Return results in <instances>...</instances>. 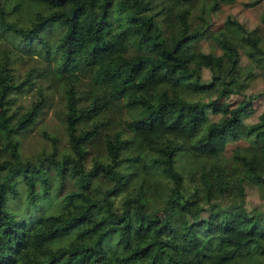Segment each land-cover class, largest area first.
<instances>
[{"label":"trees","instance_id":"trees-1","mask_svg":"<svg viewBox=\"0 0 264 264\" xmlns=\"http://www.w3.org/2000/svg\"><path fill=\"white\" fill-rule=\"evenodd\" d=\"M235 1L31 0L24 26L7 20L0 0V22L57 57L56 70L46 63L15 81L0 54V264H163L159 254L173 264H264L254 257H264V205L238 210L246 186L264 193V113L257 123L241 118L261 92L235 106L186 96L241 90L264 74V34L230 15L214 34L219 52L191 47ZM50 26L60 30L53 44ZM84 74L79 89L73 78ZM37 79L59 82L68 146L59 151L48 137L49 150L25 158L18 134L45 95L37 88L27 105L16 96ZM120 100L133 107L123 128L102 115ZM206 109L223 119L210 121ZM98 138L105 156L86 168ZM186 152L205 158L196 175L178 167ZM141 174L155 178L153 194L135 184Z\"/></svg>","mask_w":264,"mask_h":264},{"label":"rangeland","instance_id":"rangeland-1","mask_svg":"<svg viewBox=\"0 0 264 264\" xmlns=\"http://www.w3.org/2000/svg\"><path fill=\"white\" fill-rule=\"evenodd\" d=\"M17 1L18 0H1L2 4L7 7L6 18L8 21H17V23L19 22L21 25L28 26L29 17H31L36 6H33L31 0H20L22 4L19 8L14 9L13 6L17 3ZM246 2H248V0H236L232 4H222L213 13L210 23L205 29L204 37L193 42L191 45L192 49H215L219 52L214 34L222 27L226 17L229 15L236 18L245 26L249 28H257L260 33L264 34V21L262 19V16H264V0L254 5H248ZM196 15H198V13H196ZM195 20L197 22L199 21L198 18H195ZM12 28V26H8L0 22V54L1 52H6L10 56V66L11 71L15 76V81L22 79L25 73L30 70H34V72L42 71V68L45 67L46 63L50 65L51 69H57V57L55 58L54 55L52 57L49 53H47L46 49L35 40H27L25 37L18 36ZM44 32L48 40L53 44L59 37L60 30L57 27L50 26L46 27ZM242 60L243 63L246 62V58L244 56ZM70 72H78L77 67L74 70L71 69ZM202 74L204 79L208 80L210 78V72L208 69L204 68ZM87 79L88 76L85 74L81 75L80 78H73L79 89H83L85 87ZM39 87H41L44 92L45 103L42 106L40 114L36 120L26 130L18 134L20 149L23 157L25 158L38 155L43 148L49 150L51 148V143L48 140V137L51 138L54 136L56 138V144L59 151L66 150L68 146L65 135V127L62 120L64 104L59 82L54 85L48 80H35L30 88L26 87L18 93L16 96V104L27 105L29 100L34 98L36 90ZM258 92H261V95L250 101L247 112L241 117L245 123L251 124L259 122L264 113V74H260L258 77H255L247 87L241 90L238 89L235 84H231L229 86L220 85L215 89H212L209 93L200 92L191 94L186 92V96L204 100L215 98L218 103H226L235 106L244 98V96ZM183 103L184 100L181 99L180 104L183 105ZM132 108L133 107L130 105H126L124 100H120L119 102L115 101L112 107L107 109L102 115H104L105 119H111L112 116L116 119L119 118L116 124H118L119 128H123L125 123L131 120ZM206 111L210 121H220L223 119V115L221 113H212L209 109H206ZM100 140L101 138H98V141L95 140V143L92 144L91 142L87 145V157L85 161L86 168L90 167L92 164V158H103L105 156L103 145H101ZM234 145H236V143L227 146L225 151L226 157L230 156ZM180 155L181 156H179L180 158L178 159L177 164L186 176L191 174L196 175L200 170L201 164L205 162V158L194 157L192 154L187 152L180 153ZM135 180V184L140 183L144 186L146 191L153 194L156 180L152 175L141 174V176ZM180 194L186 196L188 193L185 188H182ZM158 195L160 197V201H163L166 192L161 190L158 192ZM178 200H180V195L178 196ZM241 201L242 202H240L238 206V210L240 212L243 210H251L254 207L263 206L264 193L259 192V190H256L254 187L248 185L246 186V195ZM40 210H42L41 206H39L35 212ZM254 255L259 262L264 261L263 256L258 254ZM156 259L161 261L163 264H173L167 261L163 254H159Z\"/></svg>","mask_w":264,"mask_h":264}]
</instances>
